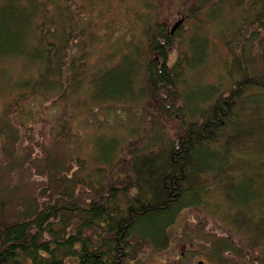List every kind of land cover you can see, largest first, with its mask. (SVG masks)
<instances>
[{"label": "trees", "instance_id": "1", "mask_svg": "<svg viewBox=\"0 0 264 264\" xmlns=\"http://www.w3.org/2000/svg\"><path fill=\"white\" fill-rule=\"evenodd\" d=\"M135 1L0 0V63L21 59L0 68L3 128L19 139L43 100L59 152L12 218L0 201V264H130L187 236L264 264V0ZM98 111L121 123L81 132Z\"/></svg>", "mask_w": 264, "mask_h": 264}, {"label": "rangeland", "instance_id": "2", "mask_svg": "<svg viewBox=\"0 0 264 264\" xmlns=\"http://www.w3.org/2000/svg\"><path fill=\"white\" fill-rule=\"evenodd\" d=\"M112 5H115L116 0H108ZM154 3L152 5L158 11H168L173 10L177 6L178 0H152ZM136 3L135 0H126L124 5H136V10L141 8V4ZM123 4V2H122ZM185 5V4H184ZM184 7V6H183ZM182 7V8H183ZM181 8V9H182ZM174 12L176 10H173ZM176 21V19H174ZM179 20V19H178ZM208 36L215 37L218 34V31L215 28H208ZM173 54V53H172ZM95 57H93V60ZM173 60L171 56L169 58V62ZM5 67H10L14 69L15 76L20 74V65L21 59L13 61L6 60ZM4 65L0 63V68H4ZM7 93L5 91L2 92L0 97H4L7 99ZM5 101V100H4ZM3 101V102H4ZM13 104V100H10ZM43 102L40 99L33 100L29 99L28 103L25 104V108H29V112L25 110L23 115L25 121H27V128L25 131L15 130V135L19 137L16 138V141H12L8 139V132L4 126V120L9 118L7 111H5V103L2 104L0 100V201L3 202V207L5 211V218H12L14 215V207H16V202L20 203L21 201L28 198L36 189V186L41 182L39 178H35L34 174H39L42 178H44L46 171V163L45 157L50 155H55L59 157V152L57 151V147L49 140L50 137H46L42 132H46L48 126L45 124V127L42 126V121H40V114L36 115V111L38 110L40 104ZM46 104V103H45ZM16 107H20L18 102ZM58 108L52 107L47 111H44V118H50L49 114H53L56 112ZM34 111V115H30ZM118 124L121 123L119 117L117 115H113ZM102 120V124L100 125L98 121ZM45 120L43 119V122ZM116 121L109 117L108 114H101L100 111L91 114H84L79 117L77 121V126L82 124V131L87 129L92 131H106L109 127H114ZM14 126H17L15 121ZM116 126V125H115ZM39 147V149H38ZM37 151H36V150ZM44 150V152H42ZM48 153V155H46ZM62 158V157H61ZM54 159L55 161L61 160ZM35 187V188H34ZM13 210V211H12ZM183 217L179 219L178 227H182L185 224L188 217ZM182 224V225H181ZM179 244V247L177 246ZM182 241H176L174 244H171L167 247L165 251L157 252L152 246H148L138 253L136 257L137 261L130 264H160L167 263L166 259H176L178 257L179 251L185 252L183 249ZM187 247V246H185ZM174 250H178L175 255L172 256ZM192 256V255H191ZM159 258L164 259L159 262ZM190 257L188 259H184L182 262L175 261V264H189ZM127 261V260H126ZM192 262V260H191ZM128 263V262H127ZM126 263V264H127ZM172 263V261H171Z\"/></svg>", "mask_w": 264, "mask_h": 264}, {"label": "flooded vegetation", "instance_id": "3", "mask_svg": "<svg viewBox=\"0 0 264 264\" xmlns=\"http://www.w3.org/2000/svg\"><path fill=\"white\" fill-rule=\"evenodd\" d=\"M172 243L174 244L175 242L172 241ZM183 243V249L185 250V252L183 251H179L178 253V257H176V259H172L173 257H171V259H166L167 263H160V264H175V261H180L182 262L184 259H188V256L190 257L189 259V264H218V263H214L212 261H210L208 258H206L205 256L206 251L203 249H201V245L199 244V242L195 241L194 239H192L190 236L187 237H183L182 240ZM179 247V244L177 245ZM187 246V247H185ZM178 250H174L172 253V256L176 254ZM192 255V256H191ZM164 259L159 258V262L162 261ZM192 260V262H191ZM172 261V263H171Z\"/></svg>", "mask_w": 264, "mask_h": 264}, {"label": "water", "instance_id": "4", "mask_svg": "<svg viewBox=\"0 0 264 264\" xmlns=\"http://www.w3.org/2000/svg\"><path fill=\"white\" fill-rule=\"evenodd\" d=\"M182 22V19L178 20L172 27L171 29V33L174 31V29H176Z\"/></svg>", "mask_w": 264, "mask_h": 264}]
</instances>
